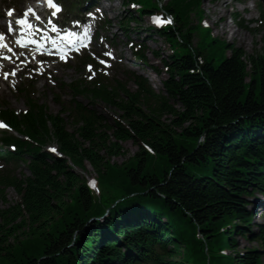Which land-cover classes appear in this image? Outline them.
<instances>
[{
  "label": "trees",
  "instance_id": "1",
  "mask_svg": "<svg viewBox=\"0 0 264 264\" xmlns=\"http://www.w3.org/2000/svg\"><path fill=\"white\" fill-rule=\"evenodd\" d=\"M199 3L173 0L167 6L179 27L160 36L170 41L178 36L185 46L182 55L170 58L164 83L173 103L143 82L137 92L120 83L110 90L76 84L70 86L73 97L100 101L120 115L108 125L101 113L78 103L73 133L63 117L34 102L21 118L3 112L32 143L7 139L19 147L16 158L28 157L29 175H0V201L5 202L7 187L20 199L0 210V264H136L152 258L154 244L164 249L155 264H264V252L250 248L240 255L234 238L250 234L243 226L250 228L255 215L246 211L245 196L264 184V47L246 55L205 32L201 73H188L200 55L189 49L195 28L188 13ZM61 111L66 113L64 107ZM164 115L172 119L165 123ZM128 142L137 152L112 163ZM47 144L64 158L45 152ZM86 165L96 172L98 196L80 174ZM105 209L110 215L103 223L89 222ZM163 218L165 223L155 221ZM225 225L231 226L229 233L220 232ZM257 227L258 235L248 241L264 249V224ZM196 230L203 241L196 239ZM221 249L234 252L217 256Z\"/></svg>",
  "mask_w": 264,
  "mask_h": 264
},
{
  "label": "rangeland",
  "instance_id": "2",
  "mask_svg": "<svg viewBox=\"0 0 264 264\" xmlns=\"http://www.w3.org/2000/svg\"><path fill=\"white\" fill-rule=\"evenodd\" d=\"M8 3L9 0H6ZM23 0H12V4H14L17 9H20V4ZM105 3L107 7H109V19L111 20L112 30L108 31V33H103L108 39L113 36L112 41L114 44L120 47V52L125 53L126 56L129 55L128 49V41H132L135 38L136 32L144 29L146 27V20L141 19L140 24L135 25L132 23L128 28L125 30H121L118 28V24L121 22H125L126 18L129 17V13L126 11V8L122 5V0H101ZM230 2V6L223 4L224 2ZM262 3V8L264 10V1ZM255 4H241L238 0H220L217 4H214V7L208 3V0H203L201 4V9L204 11L203 17H208V23L210 24V28L212 30L213 35L222 41H225L228 44H232L236 48L242 49L246 55H252L255 52L261 50L264 47V26L256 28V24H247L246 28L243 29H236L234 26H230L228 20H222L221 24H216V28L211 23V21L218 20V18L223 17L226 12H240V9L246 8L247 17L256 21L258 16V10H254L253 8ZM225 7V8H224ZM191 24H197V18L194 15L190 16ZM226 27V28H225ZM226 30V34L222 35V32ZM139 30V31H137ZM232 33H234L232 35ZM131 39V40H130ZM155 42L150 40L145 42L146 46V61L147 65H138L129 63L126 65L125 68L116 65L112 71L111 77L108 76L107 83H111L112 79L115 77L118 81L124 82L127 84V87L130 91L135 90L134 84L131 82L128 74H125L122 69H128L130 72H134L135 74L141 75L147 79L148 83L156 92H162L163 86L162 82L167 79V75L163 73L162 65L158 61H154L152 59L153 52L155 51H162L161 58H167L168 56V45L163 39L154 38ZM199 39L197 35L193 36V47H196ZM226 55H229V52H226ZM129 60H132L129 56ZM221 61V58H217L215 65H218ZM81 65L78 62H72L67 67H58L55 71V76L53 77V81L51 83L46 82L43 83L42 80H38L34 83L28 82V80H23L21 84L17 87L16 90L9 88L8 93H1L0 90V106L2 108H8L12 111L22 112L26 109V100H27V87H23V84H30L33 86V90L29 91L33 93L30 95L31 98L34 100L43 103L46 105L48 112L51 114H59L62 106L58 103V100L69 101L71 99V94L68 88V85L75 82H80L84 78V70L80 68ZM150 67H155V69L159 72L158 75H155L154 71ZM249 68V67H248ZM54 74V73H53ZM150 75V76H149ZM153 78L154 81L150 79ZM42 81V82H41ZM249 81V79H247ZM19 89V90H18ZM24 89V90H22ZM25 91V92H23ZM61 96V97H59ZM77 101L85 104L89 107H93L97 112L101 113L107 120V124L111 125L112 120H115L119 117L120 112L113 108L104 106L101 103L95 102V105H92L87 99L79 98ZM141 108L146 113H149L148 107L146 105H142ZM178 110H180V106H176ZM65 120V127L66 129L73 133L76 130V126L73 124V121L67 116L63 115ZM172 119L171 117L164 115L162 116L161 120L165 123ZM1 137V136H0ZM123 156H119L117 158H112V163L121 164L126 161L129 157L134 155L137 152V147L132 144L131 142L123 144ZM80 173V171H78ZM15 174L18 177L27 176L28 173L26 171V165L19 162L18 166L16 167ZM82 174V176L87 180L90 177H96V172L89 166L86 165V171ZM256 196L254 198L249 199V202H254ZM259 198V197H258ZM20 202L19 197L15 193L13 189H7L5 191V202H0V210L6 209L9 205L15 204ZM251 209V208H249ZM257 218V217H256ZM252 231L256 232L255 225L251 229ZM235 245L238 251H244L245 249L250 248H258L259 244L256 242H249L247 239L243 237H235Z\"/></svg>",
  "mask_w": 264,
  "mask_h": 264
},
{
  "label": "snow or ice",
  "instance_id": "3",
  "mask_svg": "<svg viewBox=\"0 0 264 264\" xmlns=\"http://www.w3.org/2000/svg\"><path fill=\"white\" fill-rule=\"evenodd\" d=\"M47 3L50 7L58 10V5L53 3V0H47ZM30 11V10H29ZM27 15V13L25 14ZM37 19H39V17H36ZM158 23H163L164 21H157ZM16 24L17 25H21V26H27L29 29L32 28V25L26 20V19H17L16 20ZM12 31V27L11 24L9 25V32ZM3 40V35L0 34V41ZM33 43H35V41H32ZM17 43H19V41H17ZM0 47H6V45L0 44ZM8 51H11V49L9 48ZM7 58V57H5ZM63 58V57H61ZM42 63V62H41ZM14 74V73H13ZM5 76L7 77V74H5ZM0 127H6V125L3 122H0ZM54 151V149H52Z\"/></svg>",
  "mask_w": 264,
  "mask_h": 264
},
{
  "label": "bare ground",
  "instance_id": "4",
  "mask_svg": "<svg viewBox=\"0 0 264 264\" xmlns=\"http://www.w3.org/2000/svg\"><path fill=\"white\" fill-rule=\"evenodd\" d=\"M107 1H109V0H107ZM223 4H225V5H229V3H228L227 1L224 2ZM20 5H21V4H20ZM23 6H24V4H22L20 7L23 8ZM105 7H106V9L109 10V7H107V6H105ZM224 33H225V32H224ZM233 34H234V33H232V35H233ZM149 76H150V75H149ZM150 80H151V81H154L153 78H151ZM255 205H256V204H255ZM255 222H257V219L255 220Z\"/></svg>",
  "mask_w": 264,
  "mask_h": 264
}]
</instances>
